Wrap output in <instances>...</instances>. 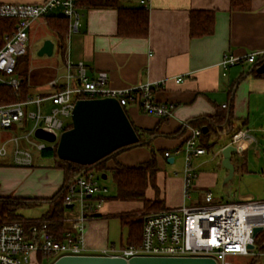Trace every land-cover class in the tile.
Returning a JSON list of instances; mask_svg holds the SVG:
<instances>
[{
  "label": "crops",
  "instance_id": "obj_1",
  "mask_svg": "<svg viewBox=\"0 0 264 264\" xmlns=\"http://www.w3.org/2000/svg\"><path fill=\"white\" fill-rule=\"evenodd\" d=\"M41 1L43 0H0V4L29 5ZM231 2L232 0H149L146 8L149 11L150 32L145 39L119 37L118 12L114 8L80 7V27L71 32L69 20V33L64 39L63 50L58 46L54 34L40 43L39 50L44 41L50 39L54 43V50L62 54V66L58 75L49 81V88L53 80H58L60 84L65 82V63L68 58L74 63L83 62L90 76L107 72L109 84L115 89L165 81L162 88L155 92V96L159 103L174 106L172 115L159 118L143 114L136 106L126 108L127 115L138 129L154 130L158 127L159 131L151 138L149 146L125 150L109 160L107 167L110 172L116 163L129 166L125 164L129 160L135 162L149 156L142 162L144 163L153 157L156 150L164 157L165 151L174 150L185 143L189 136L186 124L221 113L223 105L227 104L226 110L233 106V129L244 130L248 136L243 149H240V152L243 151L241 169L260 173L264 179V163L259 168L251 167L253 163H250L248 157L255 148H261L259 135L264 134V77H257V72L253 71L258 61L242 62L229 68L226 75L220 65L227 53L243 57L254 52H264V0H250L248 11L233 10ZM121 5L142 6L140 0L123 1ZM192 11L214 13L215 27L211 35L191 37ZM42 21L46 24L45 19L37 21L30 30V36L35 26ZM178 78H182L180 83H176ZM51 92L52 88L50 92L37 94L30 91V95L46 96ZM227 130L224 128L219 132L216 143L220 141L221 135H229ZM21 131L18 126L0 129V148ZM250 133L256 138L250 139ZM230 138L231 136L228 142L218 145L214 157L223 158L222 150L230 145ZM142 139L148 141L149 137L144 136ZM206 156L207 154L200 156L199 159ZM164 159L166 164L175 165L168 163L169 159ZM208 161L206 159L196 166L197 178L190 191L193 189L198 193L201 189L213 188L217 184L218 173L199 170ZM231 161L235 174L234 153ZM36 166L19 167L14 165L11 155L0 156V197L46 199L58 192L65 183L63 171L55 168L53 163H40ZM165 170L167 172L161 173L163 171L160 168L161 172L156 177L157 190L150 186L146 191V198L153 201L157 198L164 200L165 209L187 206V201L193 198L190 192L187 197L183 169ZM227 175L228 172L225 176ZM142 209L143 203L139 201L103 202L96 215L85 224L84 247L88 255H97L110 247H125L122 244L116 245L110 230V216L118 218L119 214L139 212ZM70 214L72 211L68 210L66 217ZM65 225L66 229L71 228V224L65 222Z\"/></svg>",
  "mask_w": 264,
  "mask_h": 264
},
{
  "label": "built area",
  "instance_id": "obj_2",
  "mask_svg": "<svg viewBox=\"0 0 264 264\" xmlns=\"http://www.w3.org/2000/svg\"><path fill=\"white\" fill-rule=\"evenodd\" d=\"M81 0H43L37 4H0V18L15 19L16 29L3 37L0 46V84L18 91L21 85L17 73L18 59L29 48L30 30L40 20L52 15H61L71 21L70 29L77 31L81 23L78 5ZM149 0H140L147 7ZM264 62V52H254L243 57L225 54L220 63L224 75L228 69L242 62ZM65 84L58 80L50 82L52 92L46 96L29 95L26 100L0 106V129L14 126L28 127V132L14 135L1 146L0 156L11 155L14 165L32 167L34 164L32 146L37 152L57 147L61 134L65 131L64 119H71L78 100L114 98L127 108L136 106L146 115L168 118L173 107L159 103L155 92L165 81H156L127 89H115L109 84L107 72L90 76L83 62L74 63L68 58L65 63ZM182 78L176 79L180 83ZM60 88H57V87ZM224 108L227 104L223 105ZM189 136L182 146L164 152V158L183 155L185 189L187 197L197 178L194 159L207 154L201 146L202 129L185 125ZM56 137L55 142H47L36 137L37 130ZM35 137L34 142L31 138ZM247 142V133L239 130L230 138V145L242 148ZM11 143L9 151L7 145ZM25 145H24V144ZM108 189L101 185L100 179L88 171L68 187L65 198L72 214L64 221L71 224L62 240L56 239L50 223L43 219L28 222H13L0 226V264H28L32 258L47 257L54 262L63 256H105L122 257H192L211 258L216 264H231V256L264 258V248L257 249L253 236L255 228L264 230V201L214 203L212 193L205 194V204L181 206L152 212L145 216L142 241L137 246L107 248L97 255H88L84 247L85 224L101 208ZM250 245L254 248L249 249Z\"/></svg>",
  "mask_w": 264,
  "mask_h": 264
},
{
  "label": "trees",
  "instance_id": "obj_3",
  "mask_svg": "<svg viewBox=\"0 0 264 264\" xmlns=\"http://www.w3.org/2000/svg\"><path fill=\"white\" fill-rule=\"evenodd\" d=\"M123 1L128 0H81L78 7L87 8H114L118 12V30L117 34L121 38H147L150 32L149 11L144 6L140 7H123ZM232 9L237 11L250 10V0H232ZM48 29L56 35L57 43L60 49L64 48V39L69 33V19L62 16H49L45 19ZM17 22L10 18H0V46L3 44V37L7 33H11L16 29ZM214 13L205 11H192L190 14V34L192 38L211 35L214 31ZM29 52L18 59L17 72L20 71L24 61H28ZM261 62V61H260ZM257 62L253 71H256L261 64ZM257 77L263 75L255 74ZM21 85L18 91L11 87L0 84V106L24 101L30 95V87L28 84V75L26 72H19ZM126 110V108H125ZM233 106L230 109L224 108L223 112L217 113L212 117L199 118L190 123L194 128H200L202 131L206 129V133H202L201 146L207 151L212 150L219 137V132L228 129L230 136L238 132L240 129H233L231 122L233 120ZM133 124V123H132ZM72 122L65 127V130L72 128ZM134 126V124H133ZM139 141L135 145L121 148L107 157L106 160L98 163L93 169L98 168L101 171H108L107 162L115 158L118 154L125 150L140 146H149L151 138L158 134L159 128L154 130H140L134 127ZM146 136L149 140H143ZM215 140V141H213ZM56 148H47L41 152V157L53 160V166L60 169L64 173V184L52 197L46 199L36 198H13L0 197V226L13 222H28L32 219L24 218L20 211L27 208L40 206L42 203L48 204V212L40 219L47 220L50 229L56 239L62 240L64 233L68 230L65 225L66 213L69 210L65 201L68 187L75 181L77 177L83 175L88 166L70 161L60 160L57 156ZM150 160L134 167L116 163L111 169L112 176L116 185V192L112 196H102L100 198L106 201H128L142 202L143 209L125 214H119L121 226L128 230V240L126 246H137L142 241L143 224L146 215L152 212H159L165 209L164 200L146 198V191L151 186L157 190L156 177L160 171L156 154L153 153ZM164 156V153H163ZM92 172V170H90ZM107 175V174H105ZM257 249L264 248V230L257 235L255 239ZM40 257V256H39Z\"/></svg>",
  "mask_w": 264,
  "mask_h": 264
},
{
  "label": "rangeland",
  "instance_id": "obj_4",
  "mask_svg": "<svg viewBox=\"0 0 264 264\" xmlns=\"http://www.w3.org/2000/svg\"><path fill=\"white\" fill-rule=\"evenodd\" d=\"M53 33L48 29L45 22L42 21L33 29L31 34V38L29 41V59L28 61H24L21 65V69L19 72L23 73L27 71L28 81L30 84V91L32 93L39 92H50L48 83L52 78L58 75V71L62 66V54H59L56 50L52 56L48 55H39V45L40 43L47 37H52ZM19 72L18 75H19ZM61 73V72H60ZM66 126L70 124L71 119H64ZM27 126L22 128L21 134H26L30 128V123L27 122ZM19 134V133H18ZM261 143V148L257 147L252 154H249L250 163H253L251 167L256 166L259 168L263 166L264 163V134L259 135ZM230 135H221L220 141L213 146L211 151L207 152V156L203 159H194V166L198 167V164L202 161L209 159L203 166L199 168L200 171H205L208 173H218L219 178L217 184L213 186V188L201 189L198 193L194 192L193 189L190 191L192 195L191 200L187 201V206H196V205H204L205 204V194L212 193L214 198V203H237V202H255V201H264V179L261 178L260 173L247 172L241 169V164L243 161L242 150L241 152L234 153V159L236 160V170L237 172L234 174L232 179L226 182L227 176H225L227 170L222 165L223 158L214 157L216 150L218 149V145L228 142ZM248 137V136H247ZM250 139H255V135L250 133ZM34 142L36 141L35 137L31 138ZM262 139V140H261ZM215 141V140H213ZM12 148V144L9 143L7 145V149L10 151ZM34 155V165L44 163V164H52L53 160L49 158L41 157V152H37L32 146L28 147ZM243 149V148H240ZM262 149V150H261ZM148 152L150 149H146ZM160 168L163 172H167L165 169L175 168V169H184V157L183 155H179L176 158L175 165L166 164L164 157L159 153V151H155ZM248 155V154H247ZM149 156H145L140 160L135 162L128 161L125 164L129 166H136L143 161L147 160ZM202 157V156H201ZM214 157V158H213ZM263 158V159H262ZM211 159V160H210ZM36 166V167H37ZM92 173L95 177L100 179L101 185L108 189V193L103 196H112L116 192V185L113 179V176L108 171H101V169L95 168L92 169ZM107 174V179H102V175ZM48 210V204L42 203L40 206L34 208H27L20 211V214L27 219H36L42 217ZM111 224L110 230L111 234L115 238L116 245L126 246L128 240V230L121 226L118 218H114L110 216ZM231 264H264L263 258L254 259L249 256H231L229 258ZM54 261L47 257H39L38 260L32 258L28 264H52Z\"/></svg>",
  "mask_w": 264,
  "mask_h": 264
},
{
  "label": "water",
  "instance_id": "obj_5",
  "mask_svg": "<svg viewBox=\"0 0 264 264\" xmlns=\"http://www.w3.org/2000/svg\"><path fill=\"white\" fill-rule=\"evenodd\" d=\"M54 43L47 39L39 50V55L52 56ZM258 75L264 74V62L256 69ZM125 108L114 98L78 100L72 111V128L65 130L57 143V156L60 160L88 166L83 174L92 170L98 163L107 159L117 150L137 144L139 136ZM206 133V129L203 130ZM36 137L47 142H55L56 137L50 133L37 130ZM240 148L228 145L222 150V165L227 170L228 182L234 176L235 167L231 161L232 154ZM174 159L168 160L173 163ZM102 179H107L103 174ZM76 180V179H75ZM73 205H67L71 209ZM253 236L262 232L254 229ZM249 249H253L252 245ZM52 264H216L211 258L192 257H134L126 260L122 257L105 256H63Z\"/></svg>",
  "mask_w": 264,
  "mask_h": 264
}]
</instances>
